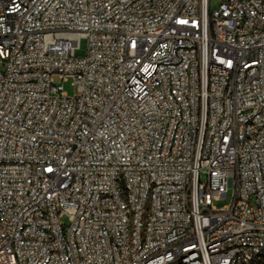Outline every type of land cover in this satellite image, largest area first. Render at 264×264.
Returning <instances> with one entry per match:
<instances>
[{"label":"built area","instance_id":"1","mask_svg":"<svg viewBox=\"0 0 264 264\" xmlns=\"http://www.w3.org/2000/svg\"><path fill=\"white\" fill-rule=\"evenodd\" d=\"M0 264H264V0H0Z\"/></svg>","mask_w":264,"mask_h":264},{"label":"rangeland","instance_id":"2","mask_svg":"<svg viewBox=\"0 0 264 264\" xmlns=\"http://www.w3.org/2000/svg\"><path fill=\"white\" fill-rule=\"evenodd\" d=\"M218 6H219V0H211V10L217 9ZM53 81H54V84L63 85L64 91L66 92L68 96L72 97L77 94V89L74 84L73 78H68L67 80L63 81L59 76H54ZM206 178H207L206 174H203L202 181H206ZM233 198H234L233 191L230 190L226 198L215 201L214 206L217 209L224 208L232 203Z\"/></svg>","mask_w":264,"mask_h":264}]
</instances>
